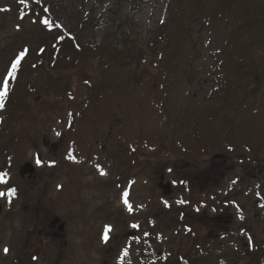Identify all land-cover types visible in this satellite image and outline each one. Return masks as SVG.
I'll list each match as a JSON object with an SVG mask.
<instances>
[{
  "label": "rangeland",
  "instance_id": "obj_1",
  "mask_svg": "<svg viewBox=\"0 0 264 264\" xmlns=\"http://www.w3.org/2000/svg\"><path fill=\"white\" fill-rule=\"evenodd\" d=\"M34 1L0 0V90L9 78L0 191L16 189L0 197V264H143L140 238L123 249L131 232L142 240L149 228L145 251L159 247L154 261H161L193 239L184 226L175 229L183 209L208 241L203 264H264L237 253L241 241L208 230L214 206L231 197L264 239L256 197L264 195V171L244 179L247 171L225 159L264 156V0H56L36 14ZM118 19L131 23L115 38L120 52L99 60L94 48ZM73 31L78 44L69 54L45 45ZM26 162L35 172L21 178ZM162 175L172 184L170 209ZM238 190L244 194L235 199ZM56 217L66 223L58 236L50 233Z\"/></svg>",
  "mask_w": 264,
  "mask_h": 264
},
{
  "label": "trees",
  "instance_id": "obj_2",
  "mask_svg": "<svg viewBox=\"0 0 264 264\" xmlns=\"http://www.w3.org/2000/svg\"><path fill=\"white\" fill-rule=\"evenodd\" d=\"M115 3L117 5H119L120 3H122L123 1L125 0H114ZM45 2H50L48 4V9H49V6H58V3L59 2H56V0H50V1H47V0H35L33 3H34V10H33V13L36 14V13H41V11L43 10V4ZM226 3V2H225ZM223 10V8H222ZM126 22V23H124ZM125 24H128V25H131V23L127 20H122V19H118V22L115 24L114 26V30L111 31L110 30V33H108L104 39L98 43V45L94 48V54L95 56H98V59L99 60H102V61H106L108 58L110 57H113L114 54L113 53H118L120 52L119 50V47L115 41V38L117 36V33L120 32V31H123L122 30V27L123 25ZM76 31H73V34H71V36H67L64 40H61L59 42H55V41H49L48 43H46L45 45L52 50L53 48L54 49H57L59 48L60 50V54L61 55L62 53H66V54H69V50H73V46H75L76 44H78L77 42H75V38H76V35H75ZM49 39V38H48ZM70 39V40H69ZM72 40V41H71ZM58 44V47H56ZM154 47V46H153ZM46 47L43 48V50L41 49V53H40V56L42 59H44L43 57L46 55V51H45ZM84 50V48H83ZM74 51V50H73ZM58 55V54H57ZM57 61V60H56ZM59 61L56 62V65ZM23 123V122H22ZM7 148V147H6ZM259 163V160L256 161L255 163ZM264 163V159L262 161ZM250 165V163H248ZM254 166V164H253ZM257 166V165H256ZM259 167L262 166V164H258Z\"/></svg>",
  "mask_w": 264,
  "mask_h": 264
},
{
  "label": "snow or ice",
  "instance_id": "obj_3",
  "mask_svg": "<svg viewBox=\"0 0 264 264\" xmlns=\"http://www.w3.org/2000/svg\"><path fill=\"white\" fill-rule=\"evenodd\" d=\"M20 3H25V0H20ZM42 23L45 25V26H50V22L47 21V20H44L42 21ZM25 53L24 52H21L20 53V56L22 57ZM20 63V58L18 57L13 63H12V66H11V71L9 72V77L12 76L16 69H17V66L19 65ZM8 84H9V78L8 77H5L4 81H3V87H2V90H0V108H3L4 104H3V101H4V97L7 96L8 94ZM57 135L59 136L60 133H57ZM70 159H74V157L70 156L69 157ZM36 163L38 165L42 164V161L41 159L37 156L36 158ZM169 171H171V169H169ZM101 174H106V173H103V171H101ZM7 173L6 172H0V184H6L7 183ZM183 183V182H181ZM16 194V189L15 188H10L7 192V194L5 192H2L0 191V197H4L5 195H8L9 197L11 196H14ZM127 195V194H125ZM167 203V202H165ZM179 203H185L184 201H179ZM124 204L127 206L128 208V211L129 212H132V205L129 203V201L127 199L124 200ZM198 210V209H197ZM133 227H138V225H133ZM189 231H191V229H188ZM108 231L109 229L106 227L105 228V235H104V239L105 240H108ZM4 252L7 253L8 252V249L5 248L4 249Z\"/></svg>",
  "mask_w": 264,
  "mask_h": 264
},
{
  "label": "flooded vegetation",
  "instance_id": "obj_4",
  "mask_svg": "<svg viewBox=\"0 0 264 264\" xmlns=\"http://www.w3.org/2000/svg\"><path fill=\"white\" fill-rule=\"evenodd\" d=\"M242 226H243V236L240 237L241 240L243 241L242 254L245 257L248 254H252V255H256L257 259L261 258L262 254L259 253L260 251H257L256 248L253 245L251 247L249 245V243H248V240L246 239L248 237V235H251L255 240L258 241L256 234L252 230L253 227L249 226V220L248 219L244 220L243 223H242ZM50 227L53 229V231L50 229L51 230L50 233L57 235V231L55 229L56 228L55 225L53 223H51ZM262 232L264 233V227L262 229ZM262 241H264V239ZM260 242L258 241V243H260ZM258 246H260V244H258Z\"/></svg>",
  "mask_w": 264,
  "mask_h": 264
},
{
  "label": "water",
  "instance_id": "obj_5",
  "mask_svg": "<svg viewBox=\"0 0 264 264\" xmlns=\"http://www.w3.org/2000/svg\"><path fill=\"white\" fill-rule=\"evenodd\" d=\"M29 170H30V165L27 164L23 171L28 172ZM0 210H1V206H0Z\"/></svg>",
  "mask_w": 264,
  "mask_h": 264
}]
</instances>
